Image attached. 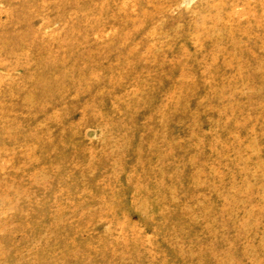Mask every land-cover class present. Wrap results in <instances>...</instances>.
I'll return each mask as SVG.
<instances>
[{"label": "rangeland", "instance_id": "1", "mask_svg": "<svg viewBox=\"0 0 264 264\" xmlns=\"http://www.w3.org/2000/svg\"><path fill=\"white\" fill-rule=\"evenodd\" d=\"M0 264H264V0H0Z\"/></svg>", "mask_w": 264, "mask_h": 264}]
</instances>
